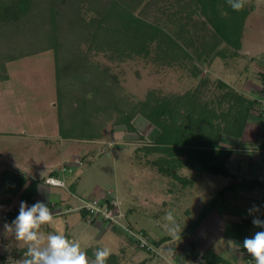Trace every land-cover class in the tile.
<instances>
[{"label": "rangeland", "instance_id": "rangeland-1", "mask_svg": "<svg viewBox=\"0 0 264 264\" xmlns=\"http://www.w3.org/2000/svg\"><path fill=\"white\" fill-rule=\"evenodd\" d=\"M71 1L72 4H75L79 0ZM182 1L142 0L141 5L138 6L139 0H124V2L136 5L135 14L144 20L164 27L169 33H173L175 30L177 33L183 34L184 37V31H187L190 26L196 28L201 24L202 19L198 13L192 18L190 17L189 20L183 10L185 5L184 1ZM185 1L187 4L188 1ZM247 1L256 2V11L252 18L259 20V16L264 15V9L259 11L258 3L264 0ZM67 2V6L59 9L61 14L58 20V33L61 27L71 32L69 36L64 35L65 32L59 34L61 45L63 44L65 48L76 49L79 47L83 51H88L90 61L94 65L97 64L102 70L108 69L111 75L115 74L118 82L124 87V92L135 102L144 101L148 93L151 92L159 97L170 96L169 91L167 93V90H165V75H163L162 71L166 66L163 60V54L166 49L160 50L157 48V42H154L153 45H149L150 53L148 56L136 55L131 58H121L119 55L111 59L109 56L111 54L110 51V53H104L94 50L97 45L101 47L100 43L105 42V40L99 36L95 37L93 47L89 37L83 42L81 27L71 29L72 26H70L74 15L79 18L82 16L83 18L85 17L86 23L89 25L88 29L93 31L97 23L90 20L95 17L98 19V15L94 12L105 0H82L80 9L83 12L80 13L69 0ZM178 2L180 4H177ZM34 9L35 14L33 17L24 19L25 21L17 27L0 24V171L3 169L15 170L22 173L25 177H32L39 173L37 176L44 178L48 171L45 168H50L60 162L55 163L61 157L60 148L65 142L61 139L66 138H63L59 132L58 97L55 88L56 63L54 61V51L49 46L48 36L51 25L46 13H39L37 6ZM90 9L91 13L89 14L86 11ZM169 14H175V19L170 20ZM224 20L226 24L224 28L227 26L230 28V23L233 22L234 18L229 15ZM82 30L84 31L83 27ZM189 40L190 37L185 36L183 41ZM21 42L24 48L23 51H19L22 52L19 57L15 55L18 51L13 50V48H17L16 46H19ZM10 43H12L11 48L8 46ZM105 46L106 48L108 47L107 45ZM3 54L8 58L18 57L15 60L5 61L2 58ZM153 59L158 62L156 67ZM4 61L5 64H3ZM150 63L154 64V66L150 65ZM2 65L5 66V71H1ZM168 66H173V64ZM154 67L155 69H160L159 72H156L153 69ZM149 68H151L150 71ZM176 90L179 91L178 88ZM137 118H140V122L136 121ZM137 118L135 120L137 122L136 129H138L140 136L145 137L144 139L137 138L136 134H129L125 127L108 123L103 133V138L106 141L91 140L90 143L85 142V144H90L95 149L90 155L75 153L79 155H74L71 161L67 160L68 162L65 164L71 170L68 174H73L79 170L85 181V185H82L85 186L84 190L91 189V185L95 184L98 187L97 189L107 191L109 197L116 198L124 214L129 210V221L134 227L144 229L150 235L155 232L156 236H163V230L165 233L168 231L169 236L178 235L179 237L187 238L197 235L198 238H202L207 247L210 245V248H212L211 252L217 251L220 255L226 256L227 252L232 249L233 244L229 242V236L226 238L220 237L218 241H215L212 231H208L212 230L210 223H202L203 219L201 218V215L210 216L213 214L216 206L219 203H223L222 194L219 195V193L217 195V192L226 185L222 179H215L205 174L197 183L195 181L196 174L201 177L202 172L196 169H186L183 172V176L190 183L187 184L188 192H185L186 197H183L186 199L182 198L180 203H183L184 207H188L193 216L188 219V217L181 216L180 210L174 209L175 214L171 224L166 226L163 224L156 225L155 212L163 210L162 203L159 202L163 201L168 189V184H163L162 179L167 181L168 178L162 177L156 171L155 166L151 164L154 161L151 156H145L143 151L137 152V149L143 147L144 144L154 142L159 134L158 130L145 118H142V116ZM83 129H79V133L78 129L73 131V133H76V136L79 137L80 131H84ZM188 139L191 143H188L187 147H200L201 144L193 143L200 139V136H190ZM70 140V142L73 141L72 139ZM68 148L69 151L75 150L74 147ZM79 148L78 152H81ZM77 157L81 159L80 164L74 162V158ZM63 165L56 170L58 174L61 173L60 169L63 168ZM40 167L42 169L41 173L44 172L41 175L36 169ZM174 184L177 183L173 181ZM95 185L91 191L92 193L94 188L96 189ZM191 185H193V188H190ZM50 187H58L56 191H59L69 199L73 198L71 192L65 187L51 185ZM223 191L225 189L220 192ZM174 196L180 197L179 194ZM15 203L17 202L15 201ZM242 204L244 206V203ZM133 207H139V210L134 211ZM6 223L10 224L11 222L8 220L2 222L0 220V241L3 238L0 247L4 251L10 249V246L13 245L9 239L13 236L12 234L15 235L14 230L4 227ZM87 223L89 222L87 221ZM78 224L80 223L78 222ZM173 224L179 226L176 231L171 230ZM90 227L93 230L94 227ZM108 228L107 233L99 241L94 240L88 243V246L107 247L111 250V253H119L121 242L123 245L127 244V239L125 236L117 234L113 227ZM244 229L247 231V236L245 237L252 234V230L249 231L245 225ZM42 230L43 227H41V232H43ZM182 241L185 240L183 239ZM234 244L236 245L237 241H234ZM94 247H92V250L96 249ZM81 248L86 250V245H81ZM25 249H27V244ZM162 255L164 256V254ZM210 255L212 256V253ZM17 257L20 260H16ZM23 258H25L24 254L8 256L7 259H1L2 262L0 264H21ZM153 258L155 264L164 263V260L159 256Z\"/></svg>", "mask_w": 264, "mask_h": 264}, {"label": "crops", "instance_id": "crops-1", "mask_svg": "<svg viewBox=\"0 0 264 264\" xmlns=\"http://www.w3.org/2000/svg\"><path fill=\"white\" fill-rule=\"evenodd\" d=\"M215 1L216 3L212 8L214 9L212 13L215 12L213 19L216 25L218 23L219 29L222 32L224 31L225 37L221 38L220 35L215 33L213 26L208 22L203 12V8L200 7L202 5L196 4L194 7L195 15L199 13L202 19L201 24L196 28L190 26L187 31H184V37H190L189 41H183L184 39L180 41L174 40V42L168 41L164 45L166 50L163 54V60L166 66L162 71L163 75H165V90H167V93L169 91L170 96H184L191 92L199 93L198 95L201 98L196 105L198 106L202 103L207 106L209 104L211 110L216 112V121L213 122V124H216L214 126L216 127L215 134H211L213 141H217L219 138L217 130L220 126L227 130L222 134L219 143L220 149L231 153L226 164L228 174L223 175V177L208 173H202L200 177L196 174L195 181L198 183L205 174H208L215 179H222L223 183H226L217 192V195L222 193L221 199L223 203H219L216 206L213 214L203 217L202 223H210L212 230L208 231H212L215 241H218L220 237L226 238L229 236V242L233 243L232 249L227 252L226 256H222L217 251L211 252L212 248H210V245L207 247L202 238H198L197 235L187 238L179 237L178 235L169 236L168 231L165 233L163 230V236H156L155 232L151 236L154 241H161L158 249L162 254L165 255L175 251L178 257L194 264H246L244 258L245 249L237 247L234 241L242 245L245 236H247L244 225L249 231L252 230L251 235L261 230L252 223V220L253 215H264V117L261 114L260 102L258 101L264 86V15H260L259 20L252 18L256 11V2L243 0V8L237 11L231 9L229 0ZM258 4L259 11L264 9V1H260ZM210 9L208 7L207 12L211 11ZM229 15L234 20L230 23V28L229 26L224 28L226 26L224 19ZM242 15H247V17L243 19ZM204 22L206 23L204 24ZM153 63H155V67L158 65L156 59H153ZM167 63H171L173 66H168L171 64ZM150 65L154 66L152 63ZM155 67L153 69L159 72L160 69H155ZM150 70L151 68H149ZM238 97H241L242 102L238 100ZM233 113L240 116L237 120L238 122L245 118L243 128H239L235 118L231 119V114ZM139 120L140 118H137L136 121L140 122ZM134 126L137 128V122L134 123ZM211 128L213 129V125ZM136 137L139 138L137 135ZM61 140L65 142L62 145L63 147L61 146L60 148L61 157L55 163L60 162L50 168H45L48 171L44 178H39L37 176L39 173L32 177H25L20 172L11 171L27 180L25 186L21 189V193L25 191L32 181H38V186L32 194L34 203L44 200L54 216L52 222L41 226L43 227L42 233L47 234L48 232L59 231L70 239L78 240L80 245H86L85 251L89 258L94 260L95 249L92 250L94 246L89 247L88 243L94 240L99 241L109 228L102 219L87 223V213H84L83 207L86 201L103 195L105 191L97 189L98 187L95 184L91 185V189L84 190L85 186L82 185H85V181L79 170L73 174L59 173L57 176L59 180L64 182V186L60 187H65L71 192L73 198L70 199L56 191L58 187L51 188L50 185H45V179L59 169V166L71 161L74 155H90L95 148L90 144H85V142L90 143V140L72 139V142H70V139ZM97 141L106 140L103 138ZM48 142L50 141L48 140ZM152 143H155V141L149 144ZM75 146L77 147L75 148ZM68 147H74L75 150L69 151ZM78 148L81 152H78ZM162 155L165 157H162ZM170 156L165 153H154L151 155V159L153 158L156 161L164 160L167 163V160H170ZM178 157L183 160L187 159L185 154H180ZM36 169L40 172V175L44 173H41V167ZM186 169L189 168L180 169L178 174L186 178L183 176V172ZM7 171L5 169L1 170L0 175L4 176ZM156 171L160 173L158 169ZM161 175L168 178L167 181L162 179L163 184H168V189L163 201L159 202L162 203L163 210L155 212L156 225L163 224L166 226L171 224L167 216L171 213L173 217L175 214L174 209L180 210L181 216L188 217V219L192 217L193 214L190 209L180 203L181 199L186 197L185 192H188L187 184L174 180L170 174ZM172 180L177 184L173 185ZM94 185L96 189L94 188L92 193ZM193 185L190 188H193ZM223 189L225 191L220 192ZM175 194H179L180 197H175ZM6 196L10 195L7 194ZM20 201V198L16 197L13 199L12 204H7L2 202V197L0 196V206H2L0 207V218H2L0 220L2 222L8 220L5 215L12 211L14 207L20 206ZM242 203H244V206ZM253 205L260 207L258 211L250 215L248 209ZM133 210L138 211L139 209L133 208ZM8 221L11 222L12 220ZM83 221L86 222L84 223ZM90 226L94 227L93 230L95 231L91 230ZM12 235L9 239L13 243L10 249L4 251L0 247V256L5 259L8 256L18 255L26 247L25 243L17 240L14 234ZM251 235H248V237ZM126 239L128 243L124 242L125 244L123 245L121 242L119 253H111L119 256L121 264H142L143 261L144 264H155L154 258L139 250L130 238L126 237ZM183 239L185 241H182ZM94 248L100 247L96 246ZM209 252L212 253V256ZM19 259V257L16 258V260Z\"/></svg>", "mask_w": 264, "mask_h": 264}, {"label": "trees", "instance_id": "trees-1", "mask_svg": "<svg viewBox=\"0 0 264 264\" xmlns=\"http://www.w3.org/2000/svg\"><path fill=\"white\" fill-rule=\"evenodd\" d=\"M67 1L0 0L1 25L17 27L25 21L24 19L33 17L35 14V6H37L39 13L47 14V19L52 29H50L48 34L49 46L54 51V61L56 63L55 88L58 97L60 135L66 139L101 140L103 139V133L107 128V124L112 123L114 126L125 127L129 134H136L139 136V139H144L145 137L140 136L134 126L136 118L142 116V118H145L158 130L159 134L155 139V143L144 144L143 147L137 149V152L140 153V151H143L145 156H151L154 153H165L167 156L171 155L167 163L164 160H154L151 162L161 174H170L174 180L182 181L185 184H189L190 181L178 174L179 170L184 167L217 176L227 175L228 169L226 164L231 153L230 151L220 149L219 143L222 134L227 130L220 126L217 130L218 140L213 141L211 139V134H215L216 127L214 126L216 124H213V122L216 121L217 114L211 110L209 104L207 106L202 103L198 106L196 105L201 98L198 95L199 93L191 92L184 96L172 95L164 98L151 92L148 93L144 101H133L124 92V87L118 82L115 74L111 75L108 69L102 70L101 67L97 64L94 65L90 61L88 51H83L79 47L76 49L65 48L63 44L61 45L59 34L65 32L64 35L69 36L71 32L61 27L58 33V20L61 14L59 9L67 6ZM183 1L185 5L183 6V10L186 12L189 20L190 17L195 16L194 7L196 4H200L202 5L200 7L203 8L208 22L213 26L215 33L220 35L221 38L225 37L224 31L222 32L219 29L218 23L216 25L213 19L215 12L212 13L214 11L212 8L216 3L215 0H187V4L185 0ZM69 2L72 4L71 0ZM42 3L44 4L40 5ZM81 3L82 0H79L75 4H72L76 10L78 9L79 13L83 12L80 9ZM141 3L142 0H139L138 6ZM177 4L180 3L178 2ZM208 7L211 8L209 12H207ZM136 9V5L124 2V0H105L97 8L96 12L92 11L98 15V19L95 17L90 20L97 23L94 27L95 32L94 29L93 31L88 29L89 25L86 23L85 17L83 18L81 14V18L77 15L72 17L70 26H72L71 29L81 27L83 42L89 37L93 47L95 37L99 36L105 40V42L100 43L101 47L97 45L94 50L104 53L111 52L109 55L111 59L119 55L121 58H131L136 55L148 56L150 53L149 45H153L154 42H157V48L162 50L168 41L174 42V40L178 41L185 38L183 34H179L175 30L173 33H169L164 27L144 20L135 14ZM231 9L233 8L231 7ZM86 12L90 14L91 9ZM174 16L176 15L169 14L170 20H174ZM246 17L247 15H242L243 19ZM103 35L106 36L103 37ZM105 45L108 47L106 48ZM8 46L11 48L12 43ZM16 47L13 50L18 51L15 55L20 57L22 52L19 51H23L24 48L22 42ZM18 56L8 58L3 54L2 58L5 61L10 59L15 60ZM5 61L3 64H5ZM1 71H5L4 65H2ZM238 100L242 102L241 97H238ZM233 114H231V119L235 118L239 128H243L245 118L238 122L237 120L240 116ZM64 117L66 118L64 119ZM212 125L213 129L211 128ZM77 129L78 133L79 129L84 130L80 131L81 134L79 137L76 136V133H73ZM190 136H200V139L193 142L201 144L200 147L186 146L188 143H191L188 139ZM180 154H185L187 159H179L178 155ZM64 166L67 167L66 164ZM69 168L68 166L67 173H69ZM51 176L57 177L58 173L54 171ZM26 182L27 180L25 178L18 176L13 171L8 170L4 176L1 175L0 196L2 197V202L12 204L13 199L19 197L21 201H26L29 205L33 204L34 198L32 194L38 186V181H32L25 191L21 193V189L25 186ZM7 194L10 196L7 197ZM104 194L102 203L107 204L110 208H115L111 203L116 198L109 197L107 191ZM118 206L122 211L121 206ZM19 207H14L12 211L5 215V218L12 220L17 215ZM133 208L139 209V207ZM83 211L87 213L84 208ZM205 216L201 215V218L203 219ZM95 220L93 219V221ZM104 222L107 224V221ZM111 227L115 229L117 234L130 238L136 244L137 248L149 257H161L164 260L163 264H167L168 256L171 253H175V251H172L163 256L158 249L161 241H154L148 231L134 227L129 221V210L125 212L121 225L115 224ZM141 238L147 239L146 244L150 247H147V245L142 246ZM26 250L25 248L22 249L17 256L24 254ZM175 256L177 260L184 261L183 258L178 257L177 253H175ZM0 259H4V257L0 256ZM143 262L142 264H144ZM107 264H121L119 256L111 254L107 258Z\"/></svg>", "mask_w": 264, "mask_h": 264}, {"label": "clouds", "instance_id": "clouds-1", "mask_svg": "<svg viewBox=\"0 0 264 264\" xmlns=\"http://www.w3.org/2000/svg\"><path fill=\"white\" fill-rule=\"evenodd\" d=\"M229 3L235 10L244 6L243 0H229ZM259 207L253 205L248 209V213L253 215ZM53 218V213L44 200L31 205L26 201L20 202L17 215L4 227L14 230L15 238L27 244L25 258L21 264H107V258L111 254L107 247L96 248L94 260H91L78 240L70 239L59 231L42 233L41 226L52 222ZM167 219L169 221L173 219L171 213ZM252 223L261 230L245 237L242 245L237 242L236 246L246 249L253 257L254 264H264V218L253 215ZM178 227L173 224L171 230L176 231Z\"/></svg>", "mask_w": 264, "mask_h": 264}, {"label": "built area", "instance_id": "built-area-1", "mask_svg": "<svg viewBox=\"0 0 264 264\" xmlns=\"http://www.w3.org/2000/svg\"><path fill=\"white\" fill-rule=\"evenodd\" d=\"M258 101L260 102V111L262 116L264 117V87L262 92L260 93V97L258 99ZM74 162L80 164L81 163V159L80 158H74ZM79 159V161H78ZM63 168L60 169L61 173H67V167L66 166H62ZM68 171H71L70 169H68ZM45 183L51 186H64V182L59 180L57 177H52L49 176L45 179ZM104 195L92 198L88 201L85 202L84 204V209H86L87 211V221L89 223H91L93 221V219H102L104 221H107V227H111L114 226L115 224L121 225L123 223V219H124V213L120 210L119 208V204L117 203V200L114 199V201H112V206L115 208H110L107 204H103L102 200L104 198ZM261 218H264V215H259ZM147 239L145 238H141V242H142V246L143 245H147V247L149 246L148 244H146ZM150 247V246H149ZM25 254V253H24ZM168 261L167 264H194L191 261H179L176 259L175 253H171L168 256ZM244 258L246 261V264H254L253 262V257L251 256V254L247 253L246 249L244 251ZM20 260V259H19Z\"/></svg>", "mask_w": 264, "mask_h": 264}, {"label": "bare ground", "instance_id": "bare-ground-1", "mask_svg": "<svg viewBox=\"0 0 264 264\" xmlns=\"http://www.w3.org/2000/svg\"><path fill=\"white\" fill-rule=\"evenodd\" d=\"M264 79V78H263ZM264 82V81H263ZM264 87V86H263ZM263 90V89H262ZM262 92V91H261Z\"/></svg>", "mask_w": 264, "mask_h": 264}]
</instances>
